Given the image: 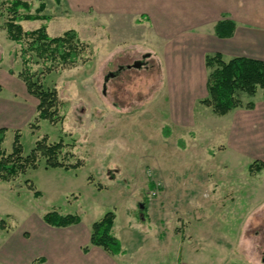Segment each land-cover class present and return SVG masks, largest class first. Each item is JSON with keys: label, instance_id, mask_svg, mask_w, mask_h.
<instances>
[{"label": "rangeland", "instance_id": "374dc122", "mask_svg": "<svg viewBox=\"0 0 264 264\" xmlns=\"http://www.w3.org/2000/svg\"><path fill=\"white\" fill-rule=\"evenodd\" d=\"M23 1L31 5V13L45 3L43 14L50 17L27 21L23 30L45 24L51 37L74 30L85 44L86 60L42 78V88L56 92L61 121L53 125L41 120L31 130L35 108L33 113L26 110L6 122L0 147L10 153L16 132L24 156L43 137L49 144L61 140L69 162L82 166L45 169L41 161L11 182L0 181V264H40L46 259L59 237L58 229L43 221L51 212L78 216L82 228L113 212V234L136 252L135 264H177L179 256L188 260L193 255L192 248L227 244L238 250L233 262L220 263L215 259L220 255L214 254L205 264H264V203L258 201L264 173L249 171L258 161L254 150L237 148L241 141L236 146L230 136L237 129L232 122L237 109L253 102L257 108L251 116L260 114L261 90L251 97L237 93L241 107L224 116L197 103L193 125L175 126L163 93L158 94L160 62L148 50L149 25L140 27L144 19H127L122 29L116 28L118 14L76 10L63 0ZM90 1L100 0L85 3ZM18 55L19 45L1 30L0 69L19 73ZM136 62L141 66L134 67ZM41 67L32 70L41 73ZM8 87L18 92L12 84ZM27 182L40 192L38 198ZM243 227L246 236H239Z\"/></svg>", "mask_w": 264, "mask_h": 264}, {"label": "crops", "instance_id": "0c3cea01", "mask_svg": "<svg viewBox=\"0 0 264 264\" xmlns=\"http://www.w3.org/2000/svg\"><path fill=\"white\" fill-rule=\"evenodd\" d=\"M63 1L69 7H76V10L92 12L97 9L100 15L118 14L116 28H125L124 21L127 19H144L140 24L142 30L147 27L144 24L148 23L147 34L152 44L148 50L159 60L161 69L158 94L163 93L169 116L175 126L181 128L193 125L192 110L206 97V55L220 54L226 61L236 57L264 61V0H100L98 4L91 1L85 3V0ZM224 19L234 23V33L231 37L219 38L215 34V26ZM100 24L106 25L107 21H100ZM9 84L18 92H9ZM0 87V128H5L7 121L19 117L26 110L33 113L35 100L29 97L18 73L8 67L4 71L0 69ZM260 105L264 107V103ZM255 107L257 105L254 103L252 109L236 110L232 122L237 129L230 136L233 144L241 141V146L236 144L237 148L254 150L249 152L257 156L256 159L262 163L261 172L264 173V112L260 107V114L251 116L250 112ZM259 185L264 186V182ZM259 193L264 195L263 187ZM262 195L259 204L264 203ZM80 225L81 221L70 228H57L59 237L49 246L46 259L40 264H135L136 252L126 249L119 235L114 234L120 241L123 253L112 255L101 247L89 245L91 227L82 228ZM246 231L243 227L238 235L246 236ZM198 236L193 235L194 238ZM63 239L65 241L60 242ZM86 247L87 250L83 251ZM234 247L227 244L192 248L193 255H189L188 260L179 256L177 264H205L211 261L214 254L220 255L215 257L220 263L233 262L232 254L238 252ZM247 247L250 246L247 244ZM228 253L231 254L230 258Z\"/></svg>", "mask_w": 264, "mask_h": 264}, {"label": "trees", "instance_id": "16d2710c", "mask_svg": "<svg viewBox=\"0 0 264 264\" xmlns=\"http://www.w3.org/2000/svg\"><path fill=\"white\" fill-rule=\"evenodd\" d=\"M46 5L39 3L31 13V5L23 0H0V18L3 19L1 29L6 38L19 45V59L22 69L18 77L24 83L26 90L36 101L35 117L30 123L31 130L38 129V123L46 120L50 124L61 121L58 115V103L55 90L42 88V78L47 73L59 68H65L83 62L86 47L80 42L74 30H68L63 34L51 37L47 34V26L44 24L36 30L25 31L21 22L41 21L46 22L50 17L43 14ZM234 23L228 19L219 21L215 26V34L219 38L231 37L234 33ZM42 65V72L32 70V66ZM204 65L207 70L206 97L200 101L202 105L211 109L217 116H224L230 111L241 107L237 93L254 96L261 90L264 99V61L236 57L229 60L222 59L220 54L206 55ZM13 74V73H12ZM40 75V76H39ZM1 89V87H0ZM254 103L246 105V109H252ZM6 130L0 128V146L4 140ZM20 135H14L13 146L10 153H6L0 147V181L11 182L24 175L28 170L37 169L41 161L45 169H78L81 162L72 164L69 162L70 154L65 151V145L60 140L56 143H47V138L37 140L33 149L26 156L22 154L19 143ZM262 163L255 161L249 166V171L260 172ZM30 191L34 187L26 183ZM150 184V188H153ZM33 196L38 198L40 192L33 191ZM115 214L107 212L101 219L94 222L90 228L89 245L101 247L104 251L119 255L123 253L120 241L113 234ZM45 224L65 228L80 223L76 215L61 216L55 212L47 213L43 217ZM87 247L83 249L86 251ZM43 262V258L39 263Z\"/></svg>", "mask_w": 264, "mask_h": 264}, {"label": "water", "instance_id": "95a60500", "mask_svg": "<svg viewBox=\"0 0 264 264\" xmlns=\"http://www.w3.org/2000/svg\"><path fill=\"white\" fill-rule=\"evenodd\" d=\"M134 67H136V68L140 67V63H139V62H136V63L134 64Z\"/></svg>", "mask_w": 264, "mask_h": 264}, {"label": "built area", "instance_id": "2783aa9c", "mask_svg": "<svg viewBox=\"0 0 264 264\" xmlns=\"http://www.w3.org/2000/svg\"><path fill=\"white\" fill-rule=\"evenodd\" d=\"M155 194V191H153L152 193H151V195H154Z\"/></svg>", "mask_w": 264, "mask_h": 264}, {"label": "flooded vegetation", "instance_id": "af4514ba", "mask_svg": "<svg viewBox=\"0 0 264 264\" xmlns=\"http://www.w3.org/2000/svg\"><path fill=\"white\" fill-rule=\"evenodd\" d=\"M134 66V65H133ZM140 66H141V64H140Z\"/></svg>", "mask_w": 264, "mask_h": 264}]
</instances>
